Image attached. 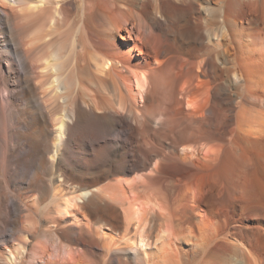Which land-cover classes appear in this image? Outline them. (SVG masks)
Returning <instances> with one entry per match:
<instances>
[{
  "label": "bare ground",
  "instance_id": "bare-ground-1",
  "mask_svg": "<svg viewBox=\"0 0 264 264\" xmlns=\"http://www.w3.org/2000/svg\"><path fill=\"white\" fill-rule=\"evenodd\" d=\"M0 264H264V0H0Z\"/></svg>",
  "mask_w": 264,
  "mask_h": 264
}]
</instances>
